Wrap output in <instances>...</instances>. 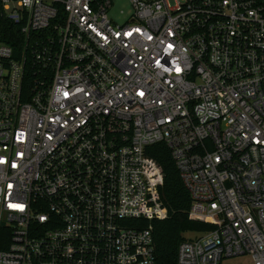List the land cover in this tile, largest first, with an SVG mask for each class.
<instances>
[{"label": "built area", "instance_id": "obj_1", "mask_svg": "<svg viewBox=\"0 0 264 264\" xmlns=\"http://www.w3.org/2000/svg\"><path fill=\"white\" fill-rule=\"evenodd\" d=\"M128 1L0 0V264H158V143L214 225L177 264H264V0Z\"/></svg>", "mask_w": 264, "mask_h": 264}, {"label": "trees", "instance_id": "obj_2", "mask_svg": "<svg viewBox=\"0 0 264 264\" xmlns=\"http://www.w3.org/2000/svg\"><path fill=\"white\" fill-rule=\"evenodd\" d=\"M18 28L14 24L0 20V41L13 44V37ZM48 76L47 72H37L35 68L29 67L23 80L24 94L30 93V88L37 78ZM46 81V80H45ZM149 157L154 159L163 179L160 186L162 204L166 209V215L162 219L151 221L136 219L143 226H152L155 256L158 264H177L176 256L179 244L186 239L187 232H206L213 229L214 225L207 221H195L189 218L190 196L185 187L174 159L168 147L162 143L153 144L147 149Z\"/></svg>", "mask_w": 264, "mask_h": 264}, {"label": "rangeland", "instance_id": "obj_3", "mask_svg": "<svg viewBox=\"0 0 264 264\" xmlns=\"http://www.w3.org/2000/svg\"><path fill=\"white\" fill-rule=\"evenodd\" d=\"M132 12V7L128 0H113L109 10V16L117 22H122ZM186 237L193 238L199 236L197 232H187ZM248 257H230L223 260L222 264H247Z\"/></svg>", "mask_w": 264, "mask_h": 264}]
</instances>
